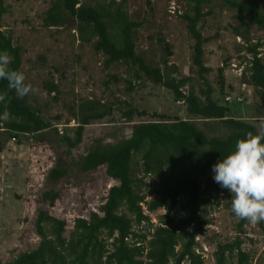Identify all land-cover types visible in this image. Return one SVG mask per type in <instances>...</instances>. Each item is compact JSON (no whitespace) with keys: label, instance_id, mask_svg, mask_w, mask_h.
Masks as SVG:
<instances>
[{"label":"rangeland","instance_id":"374dc122","mask_svg":"<svg viewBox=\"0 0 264 264\" xmlns=\"http://www.w3.org/2000/svg\"><path fill=\"white\" fill-rule=\"evenodd\" d=\"M5 12L0 25L12 42L21 47L20 71L26 76V82L36 89L35 93L25 96L27 104L41 118L50 124L43 130L45 140H38V134L23 133L19 143L13 144L4 138L0 147V263L10 262L18 253L33 248L39 237L34 228L37 209H44L49 215L63 218L66 225L63 235L67 237L73 221L85 217L89 211H96L103 202L107 188L116 182L107 178L104 167L81 171L80 157L93 146L111 144L129 135L130 124L149 119V113H163L168 118L177 116L185 118L184 105L175 101L171 91L153 83L139 73L135 66L114 64L103 68L104 58L95 53L90 43L80 40L74 29V22L68 21L62 26H42L44 11L53 0H3ZM86 4L101 5L110 11L119 3L109 0H82ZM220 0H209L204 11L209 13L198 22L203 37L208 40L202 44V61L209 70L202 74L211 86V97L215 103L222 104L216 84V69L225 62L223 69L225 95L232 97L226 102L229 115L246 119L258 131L264 121V97L252 90L250 85L241 84L239 73L245 62L236 52L238 43L231 26L236 23L232 17L235 11H227L219 6ZM130 20L140 25L134 29V49L145 62L162 67L166 65L176 71L170 75L174 78L189 77L182 90L191 89L198 93L204 84L198 77L196 68L191 64L190 48L192 40L188 36L184 22L177 14L185 8L183 0H124L120 7ZM251 41L261 43L259 55L264 62V27H251ZM161 37L169 45L170 54L163 51ZM239 41V42H238ZM130 88H127L128 82ZM55 86L54 91H47L46 84ZM229 93V94H228ZM241 93V94H240ZM239 95L242 102H235L233 97ZM243 96V97H242ZM128 106L143 110L147 114L130 119L122 115ZM110 108V113L92 120L81 131L78 144L69 151L57 141V136L65 134L70 139L75 137L74 129L81 115L97 113ZM196 126L206 135L223 136V128L213 121L194 120ZM54 128L57 136L49 130ZM57 127L61 133L57 132ZM0 130V138L4 137ZM51 140V141H48ZM63 167L66 173L55 181L47 178V172L55 167ZM140 153L131 158L133 179L142 177L143 184L135 182L134 190L144 194L146 200L153 197L152 189L158 178L152 174H142ZM57 192L52 205L40 201L44 191ZM209 198L211 205L202 209L208 220L204 234L197 236L199 248L206 264H213L212 252L215 243L231 241L238 234L237 217L231 215V198L222 192L212 190L203 195ZM143 213L148 215L154 225L165 208L147 211L141 204ZM169 210V215L174 214ZM264 227V224H263ZM138 233L149 238L151 228L144 223L134 228ZM241 249L250 254L248 264H264V229L247 220L241 227ZM225 264H235V257L227 258Z\"/></svg>","mask_w":264,"mask_h":264},{"label":"trees","instance_id":"16d2710c","mask_svg":"<svg viewBox=\"0 0 264 264\" xmlns=\"http://www.w3.org/2000/svg\"><path fill=\"white\" fill-rule=\"evenodd\" d=\"M123 1L119 0L110 11L107 7L86 4L82 0H53L44 11L41 24L48 28L74 22L80 40L90 43L95 53L104 56L103 68L114 64H124L126 68L135 66L138 72L133 73L135 79L139 78L140 73L153 83L169 89L174 100L184 105L187 117L168 118L163 113L151 112L149 119L130 124L127 137L111 144L90 147L80 157L79 169L85 172L103 166L107 178L116 182L107 188L103 202L96 211L75 218L67 237L63 235L66 225L63 218L37 209L34 228L39 239L36 245L18 253L5 264H206L195 251L199 248L195 237L204 234L203 226L208 223L202 209L212 204V200L203 195L212 190L230 195L227 189L214 181L212 166L234 150L238 139L245 138L248 131L256 134L257 130L246 119L229 115L225 104L232 97L223 92L226 61L216 69L217 90L222 94V104L214 102L212 88L202 77L209 70L202 61V44L208 38L201 35L198 22L209 13L208 10L204 11L209 0H183L185 8L177 14L192 40L191 64L204 84L198 93L191 89L182 90L189 77H172L170 74L176 69L172 67L169 70L165 58L162 59V67H159L145 62L135 52L133 32L140 23L130 20L120 8ZM109 3H114V0H109ZM219 6L236 12L232 15L236 23L231 26V31L235 38L241 40L236 52L241 53L238 57L245 62L239 73V81L250 85L253 91L264 97V62L259 55L261 43L257 39L251 41L250 34L252 26L256 29L264 27V0H220ZM4 12V1L0 0V20ZM158 41L163 42V51L169 55L168 43L161 37ZM0 51H7L11 55L10 67L18 70L21 47L12 42L1 25ZM127 82L129 89L131 85ZM46 88L48 92L55 90L50 83L46 84ZM6 90L7 81L0 80V92ZM9 96L10 118L0 120V130L5 134L0 138V147L4 138L10 142V136L15 137V141L10 143H19L23 133H37L38 140H45V133L41 132L50 128L49 122L30 108L25 97L18 99L11 91ZM225 96H229L230 100H224ZM110 110L108 107L105 111L81 115L73 139L65 134L57 136L56 130L51 127L49 130L57 136L52 141L64 144L65 151H69L80 141L83 127L109 114ZM2 113L3 107L0 106V115ZM133 113L137 116L147 114L128 106L122 115L130 119ZM194 120L216 122L223 128V136L206 135ZM135 153H140L143 176L152 174L158 178L157 185L152 189L153 197L148 200L133 188L135 182L143 184L142 177H132L131 158ZM65 173L63 167L55 166L47 172V178L55 181ZM56 198L57 192L50 190L40 195V201L47 205H52ZM143 203L147 211L160 207L166 209L154 225L143 213ZM170 209H174V214L169 215ZM231 215L235 216L233 212ZM245 221L237 218L238 234L231 241L215 243L213 264H225L226 259L231 257H235V264H248L250 254L241 249L239 238ZM142 223L151 228L144 244L145 234L134 229ZM263 224L264 221H261L257 225L264 229Z\"/></svg>","mask_w":264,"mask_h":264},{"label":"clouds","instance_id":"9594fccd","mask_svg":"<svg viewBox=\"0 0 264 264\" xmlns=\"http://www.w3.org/2000/svg\"><path fill=\"white\" fill-rule=\"evenodd\" d=\"M12 57L7 51H0V80L7 81V90L0 92V106L3 113L0 120L10 118L9 92L16 98L35 93L36 89L26 82L23 71L10 67ZM264 121L256 134L248 131L245 138L235 142L234 150L212 166L213 179L231 194V211L238 219L255 225L264 221Z\"/></svg>","mask_w":264,"mask_h":264},{"label":"built area","instance_id":"2783aa9c","mask_svg":"<svg viewBox=\"0 0 264 264\" xmlns=\"http://www.w3.org/2000/svg\"><path fill=\"white\" fill-rule=\"evenodd\" d=\"M224 100H230V97H229V96H225V97H224ZM240 100H241V98H240L239 96H236V97H235V101H240ZM57 132H58V133H61V129L58 128V127H57ZM13 141H15V137H14V136H10V142H13ZM195 251L198 252V253L202 256V254H201V250H196V249H195Z\"/></svg>","mask_w":264,"mask_h":264}]
</instances>
